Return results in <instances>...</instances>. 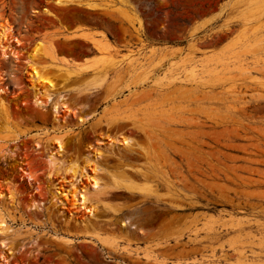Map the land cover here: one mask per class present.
<instances>
[{"label": "rangeland", "instance_id": "374dc122", "mask_svg": "<svg viewBox=\"0 0 264 264\" xmlns=\"http://www.w3.org/2000/svg\"><path fill=\"white\" fill-rule=\"evenodd\" d=\"M91 1L105 8L0 0V22L12 24L23 40L16 66L14 59H0L7 90L0 112V264H163L144 254L165 264H264V9L251 4L254 16L243 30V2ZM98 31L107 35L109 52L123 60L108 69L101 89L68 94L76 114L89 115L84 121L66 111L57 121L51 105L33 102L26 55L40 40V68L72 59L93 64L103 53L93 43ZM193 67L199 75H217L164 88L152 83ZM45 73L57 84L65 76L56 68ZM62 134L64 151L50 138ZM61 159L75 162L79 172L56 170L49 178ZM89 160L138 182L145 175L152 194L107 189L100 202L92 201L98 219L78 196L76 206L61 194L57 199L55 192L72 184L89 188ZM30 166L36 179L23 175ZM84 216L95 229L82 225ZM89 232L105 236L117 250L94 244Z\"/></svg>", "mask_w": 264, "mask_h": 264}, {"label": "bare ground", "instance_id": "6f19581e", "mask_svg": "<svg viewBox=\"0 0 264 264\" xmlns=\"http://www.w3.org/2000/svg\"><path fill=\"white\" fill-rule=\"evenodd\" d=\"M49 1H52V3H54L57 6H69V5L76 4L79 6L84 5L87 8L92 9V10L105 8V6L99 5L97 2L91 1V0L85 1V2H82L81 0H49ZM240 2L247 3V6H248L247 11L243 12L241 17H239L241 20H243L245 24V27L243 30H246L247 29L246 24H248V22L254 16V15H250L252 8L250 9L249 6L251 4H255V7L257 10H263L264 0H233L234 5L239 4ZM35 11H38V10H35ZM42 11L48 12L49 14H53V12L46 7L42 9ZM138 21H139V26L141 27V23H142L141 19L138 18ZM70 32H71V35L74 37L79 35L78 33H76V30H70ZM98 33H99L98 35L99 41H93L95 39L90 37L87 34L82 35L84 36L85 39L92 40L93 43L95 42L94 46H96L98 49H100V51L103 52L96 56V63H93V64H88L84 60H73L72 59L71 61L67 60L68 63H66V65H42L40 68L38 67L39 63L36 62V59L38 58V55H39V50H42L40 49L42 46V43L40 40L38 43L35 44L36 45L34 46L35 48L32 51H29V53L26 55V58L24 60L25 62L24 70L25 72L29 74V79L32 81V84L30 86L32 89L33 102L36 105L42 106V107L51 105L53 112H54V119L57 121H61L60 116H61L62 111H66L67 116L76 117L78 119V123L81 121H84L89 115H86V116L77 115L74 109L69 106V103L67 101L68 94L71 91H78L82 89L91 90V91L101 89L105 85V82L108 79V76H109L108 69L117 66L118 62L121 61L122 59V58H119V56H117L116 53L113 54L109 52L111 49V45L108 41L109 39L107 35L102 31L100 32L98 31ZM22 44H23V40L19 37L14 26L6 22L4 23L0 22V59L1 61L8 62L14 59L15 61L14 65L16 66V62L20 61L19 46H22ZM191 48H193L194 50L198 49L195 47L194 42H192ZM50 49H51L50 51L55 53L57 50L56 45L54 44L50 45ZM120 57H122V55ZM51 68H56L58 70V73L65 74V76L63 77V81L60 82L59 84L56 83V81L51 77V75L45 73ZM89 71L94 72L93 73L94 75L85 79L80 85L75 86L70 89H60L66 82L70 81L74 77H80L84 73L89 72ZM215 73L217 75V70L215 71L210 70L205 76L199 75V73H197L196 69L193 67L185 71V73L182 75L178 73L170 74V75L168 74L158 75L152 78V83L153 85H156V87L158 86V87L164 88V86L170 85L177 81L189 82V81H194L197 79L206 80L208 78H212L216 76ZM4 79H6V77L2 76V74L0 73V112L1 111L3 112L6 110V107H5L6 104H5V100L3 99L4 97L2 96V94L7 93V90H6V86L5 87L1 86L2 84H4V81H3ZM128 89L130 90V92L132 91V88H130V86L128 87ZM63 136L64 135L62 134V135H53L52 137H50L55 140V142L59 146V150H62V151H64ZM122 141H123V144L130 145L132 139L129 137H124ZM37 145H40V140L37 142ZM2 150L3 148L0 147V152ZM59 162H60V165L58 166L52 165V168L48 174L49 178L53 177L54 171L56 170L59 173L60 172H65V173L72 172L74 175H76L80 170L78 165L75 162L66 161V159H61L59 160ZM90 162L94 164V167H91L94 171V175L89 176L92 180V183L90 184L89 188L86 185L78 189L77 186L72 184L70 189H68V191H62L58 189L54 195L57 199L60 197V194H61L62 196L65 197L67 201L71 202L73 206H76L77 196H78V200L79 199L81 200V204L83 205V207L86 208L87 211L91 213L92 216L98 219L99 217L96 216V213H95V209L97 206L92 201L93 199H96L98 202H100L101 201V199L99 198L100 193H103L107 189H113V190L127 189L129 191L138 192L144 195L145 197L152 194V191L150 189V184L145 175H142V178L144 180L141 182L140 181L138 182L135 179H133V177L128 173L121 175L120 172L115 173L101 166V164L97 160L90 161ZM22 171H23V175H25L30 180L36 179L34 175V168L32 166H30L28 169L22 168ZM83 173H84V170L81 172V175H83ZM105 173L108 175V178H105L102 176V174H105ZM36 187L38 189L41 188L40 185H37ZM69 195H71L72 197H70ZM3 196L4 194L0 192V197H3ZM13 196L14 194H11L10 197L13 198ZM110 208L112 211L118 212L116 209H113L112 207ZM88 217L89 216L83 217V219L81 220L82 225L87 226L88 224H90L92 228L95 229L94 223H91L88 220ZM4 223H5V217L0 212V227H1L0 230L3 229L2 225H4ZM89 235L91 237L89 240L92 241L94 244L99 245V247H101L102 249H108L106 250L108 252H113L117 250L114 244L109 242L106 239V237L101 235L100 233L93 234L89 232ZM4 241L5 239H2L1 243H3ZM67 241L71 242L72 240L67 239ZM123 249L127 250V253H130V254L133 253L131 250H128L127 248H123ZM144 256L147 259H153L163 264L166 263L165 262L166 260L164 261V259H159L156 254L154 255L144 254Z\"/></svg>", "mask_w": 264, "mask_h": 264}, {"label": "built area", "instance_id": "2783aa9c", "mask_svg": "<svg viewBox=\"0 0 264 264\" xmlns=\"http://www.w3.org/2000/svg\"><path fill=\"white\" fill-rule=\"evenodd\" d=\"M19 48H23L22 46H19ZM7 89H8V86H7Z\"/></svg>", "mask_w": 264, "mask_h": 264}, {"label": "crops", "instance_id": "0c3cea01", "mask_svg": "<svg viewBox=\"0 0 264 264\" xmlns=\"http://www.w3.org/2000/svg\"><path fill=\"white\" fill-rule=\"evenodd\" d=\"M223 1H233V0H223Z\"/></svg>", "mask_w": 264, "mask_h": 264}]
</instances>
